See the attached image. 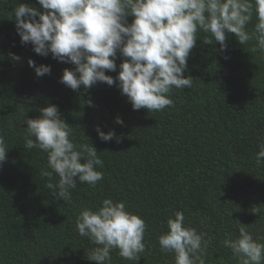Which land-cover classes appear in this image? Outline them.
I'll use <instances>...</instances> for the list:
<instances>
[{
	"label": "trees",
	"instance_id": "trees-1",
	"mask_svg": "<svg viewBox=\"0 0 264 264\" xmlns=\"http://www.w3.org/2000/svg\"><path fill=\"white\" fill-rule=\"evenodd\" d=\"M21 2L43 11L38 0H0V132L11 147L0 166V264H99L87 258L95 245L79 235L76 218L108 197L124 201L148 226L137 264H175L158 236L177 210L206 234L205 264H239L223 241L238 235L241 223L264 242V164L255 160L264 141V51L252 50L254 40L242 45L230 33L222 51L214 38L204 42L210 34L199 33L185 71L191 88L173 89L174 104L162 111L133 110L115 84L72 90L61 83L74 65L21 43L13 11ZM256 22L254 15L249 29ZM29 59L50 65L51 73L38 77ZM123 59L106 74L117 76ZM49 104L58 106L75 140L93 144L103 161L97 166L103 180L95 188L78 181L69 202L46 188V153L24 146L25 119ZM97 126L114 130L120 141L101 140ZM111 264L134 262L113 251Z\"/></svg>",
	"mask_w": 264,
	"mask_h": 264
},
{
	"label": "clouds",
	"instance_id": "clouds-1",
	"mask_svg": "<svg viewBox=\"0 0 264 264\" xmlns=\"http://www.w3.org/2000/svg\"><path fill=\"white\" fill-rule=\"evenodd\" d=\"M43 11L21 2L14 11L15 26L21 43H31L35 53L63 63L66 68L60 82L72 90L90 89L98 82L116 85L126 95L133 110L162 111L174 104L173 89L191 88L192 76H185L188 57L199 33L205 43L219 42L227 50L228 34L234 33L240 44L255 41L253 51H264V0H38ZM254 28L249 29L253 16ZM133 17L128 23V17ZM123 57L118 75L116 59ZM14 61L21 57L11 53ZM38 77L51 73L50 65H36L29 59ZM36 118H26L25 147L47 155L46 188L64 202L72 198L78 181L92 188L103 180L97 169L103 161L93 144L80 143L57 105L39 109ZM116 123L123 124L120 116ZM96 131L103 141L117 142L114 130ZM9 147L0 132V166L7 160ZM257 165L264 164V141L256 153ZM50 169V170H49ZM59 179L53 182V177ZM232 215V213H231ZM147 224L141 215L130 211L124 201L104 198L95 208L84 207L76 218V229L95 247L87 255L99 264H111L112 252L137 264L145 251ZM167 231L158 236L161 251L174 253L175 264H205L203 253L209 240L205 233L186 224L183 211L167 219ZM239 264H264V242L241 223L238 235L223 241Z\"/></svg>",
	"mask_w": 264,
	"mask_h": 264
}]
</instances>
